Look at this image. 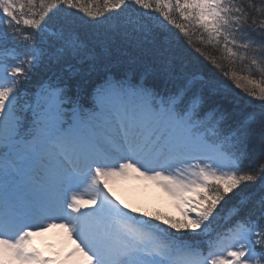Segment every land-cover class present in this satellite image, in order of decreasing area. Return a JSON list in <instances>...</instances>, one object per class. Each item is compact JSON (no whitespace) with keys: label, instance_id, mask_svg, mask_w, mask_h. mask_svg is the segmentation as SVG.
I'll use <instances>...</instances> for the list:
<instances>
[{"label":"snow or ice","instance_id":"6c2138e0","mask_svg":"<svg viewBox=\"0 0 264 264\" xmlns=\"http://www.w3.org/2000/svg\"><path fill=\"white\" fill-rule=\"evenodd\" d=\"M169 25L264 116V0H0V264H48L30 237L53 227L87 264H264V162L244 164L256 114L232 115ZM117 38L150 50L170 86L108 76L90 107L59 78L26 90L34 70ZM129 173L178 196L186 221L125 211L108 181Z\"/></svg>","mask_w":264,"mask_h":264},{"label":"trees","instance_id":"16d2710c","mask_svg":"<svg viewBox=\"0 0 264 264\" xmlns=\"http://www.w3.org/2000/svg\"><path fill=\"white\" fill-rule=\"evenodd\" d=\"M99 2L102 4V0H99ZM168 27L174 34L172 37L174 45L180 47L188 60L195 63L205 76H211L220 83L224 90L223 95H226L230 102L229 111L234 117H243L249 113L256 114V119L252 123V128L256 135L248 145L249 158L245 160L244 164L247 167H256L259 163L264 162V146L261 145L258 136L261 122L264 121V116L261 115L262 109L260 101L240 95L238 90L233 88V86H236L231 80L224 77L219 69L213 67L207 60L193 51L185 42V38L178 33V30L171 25ZM177 36L179 40H176ZM193 39L195 40L196 37L194 36ZM206 51L219 56V53L215 52L212 48H207ZM224 65L225 71L230 70L227 62H224ZM232 67L239 72L243 68H246V65L237 63ZM108 76H112L114 79L127 77L131 78L133 82H138L143 78L148 86L156 87L160 90L170 86L166 83L163 66L150 50L137 46L135 43L117 38L106 47H95L82 60L69 58L65 63L34 70L30 81L26 84V90L31 93L40 81L47 80L50 77L53 80L59 78V82L67 88L70 95L78 96L81 104L88 106L92 104L94 90ZM249 188L256 192V198L258 199V185H249ZM230 203H235V200ZM157 216L162 219L160 221L155 220L154 218ZM223 216L224 213H221L220 217L214 222L217 230H222L227 226ZM163 218L172 221H186L187 219L185 216L174 217L158 212H151L146 219L151 220L153 223H159L161 227L166 228L168 226L163 224ZM169 230L171 231V229ZM201 247H204L203 243H201Z\"/></svg>","mask_w":264,"mask_h":264},{"label":"rangeland","instance_id":"374dc122","mask_svg":"<svg viewBox=\"0 0 264 264\" xmlns=\"http://www.w3.org/2000/svg\"><path fill=\"white\" fill-rule=\"evenodd\" d=\"M108 190L111 197L122 208L130 204L141 207L143 210L156 208L162 214L180 216L181 212L188 210L189 207L178 196H173L166 191L157 181L146 179L136 173L110 179ZM183 196L192 200L197 199L194 193H183ZM192 206H199V203H193ZM124 210L131 213L127 207ZM56 228L64 231L65 234H61L55 240L54 236H57V233L53 228L35 232L30 237V247L34 246L41 258L46 259L50 264H76L75 261L87 264L86 258L79 252H75L74 238H70L65 229ZM69 253L73 255L69 256Z\"/></svg>","mask_w":264,"mask_h":264},{"label":"bare ground","instance_id":"6f19581e","mask_svg":"<svg viewBox=\"0 0 264 264\" xmlns=\"http://www.w3.org/2000/svg\"><path fill=\"white\" fill-rule=\"evenodd\" d=\"M53 229H55L54 232L57 233V236H56V235L54 236L55 240H57V238L60 237L61 234H65L64 231H62V230L60 231V230H59L58 228H56V227L53 228ZM75 263H76V264H82V261H75Z\"/></svg>","mask_w":264,"mask_h":264}]
</instances>
